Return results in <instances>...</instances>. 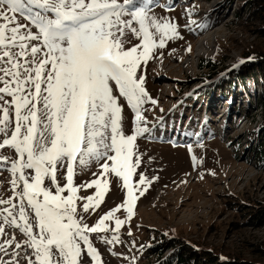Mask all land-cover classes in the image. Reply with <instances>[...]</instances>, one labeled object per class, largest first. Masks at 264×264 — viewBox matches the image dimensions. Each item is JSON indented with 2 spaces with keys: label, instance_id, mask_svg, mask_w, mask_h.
Segmentation results:
<instances>
[{
  "label": "snow or ice",
  "instance_id": "obj_1",
  "mask_svg": "<svg viewBox=\"0 0 264 264\" xmlns=\"http://www.w3.org/2000/svg\"><path fill=\"white\" fill-rule=\"evenodd\" d=\"M157 6L160 0H0V149L15 157L0 156L13 177L11 195L0 197V264H104L91 235L111 232L101 238L123 244L125 220L116 213L126 208L131 221L152 184L137 171V138L155 131L145 105L158 103L146 89V68L157 49L184 39L178 21ZM126 33L139 42L127 46ZM122 99L134 112L130 133ZM93 165L96 178L77 184L78 170ZM112 174L127 199L89 225L85 217L104 202Z\"/></svg>",
  "mask_w": 264,
  "mask_h": 264
},
{
  "label": "rangeland",
  "instance_id": "obj_2",
  "mask_svg": "<svg viewBox=\"0 0 264 264\" xmlns=\"http://www.w3.org/2000/svg\"><path fill=\"white\" fill-rule=\"evenodd\" d=\"M165 3L174 7L165 11ZM249 9L247 0H160L154 8L178 21L184 39L157 49L148 62L146 89L158 103L145 105V115L155 131L138 136L136 143L137 171L152 184L139 197L131 221L126 208L116 213L125 220L123 244L101 238L111 232L91 235L104 264H129L133 256L131 264H167L182 251L176 245L181 241L228 255L221 260L264 258V152L258 149L264 141V69L263 76L258 69L245 70L264 35L262 21H252ZM126 34L127 46L139 42ZM122 103L130 133L134 112ZM0 156L15 158L7 148ZM98 171L95 165L78 170L77 184L96 178L92 172ZM112 177L104 202L85 217L89 225L127 199L122 180L117 184ZM12 178L10 164H0V197L11 195ZM95 191L81 189L79 195ZM107 223L114 227V220Z\"/></svg>",
  "mask_w": 264,
  "mask_h": 264
},
{
  "label": "trees",
  "instance_id": "obj_3",
  "mask_svg": "<svg viewBox=\"0 0 264 264\" xmlns=\"http://www.w3.org/2000/svg\"><path fill=\"white\" fill-rule=\"evenodd\" d=\"M248 7L250 8V18L252 21L260 20L262 21L263 27L260 28L261 34L264 35V0H247ZM259 49L252 52L251 61L245 65V70L250 71V73H255L258 69V73L263 76L264 69V45H259ZM256 69V70H255ZM255 71V72H254ZM264 140V137H263ZM258 149L264 152V141L259 145ZM264 162V156H261ZM179 243V242H178ZM176 244L182 251L176 252L175 256L167 264H264V258L258 259L256 261L247 262L241 258H236L233 260H221L228 257V255H222L213 250H206L195 245H190L181 241V244Z\"/></svg>",
  "mask_w": 264,
  "mask_h": 264
},
{
  "label": "bare ground",
  "instance_id": "obj_4",
  "mask_svg": "<svg viewBox=\"0 0 264 264\" xmlns=\"http://www.w3.org/2000/svg\"><path fill=\"white\" fill-rule=\"evenodd\" d=\"M134 27H137L138 26V24L137 23H135L134 25H133ZM208 119H209V114H208ZM211 120V119H210Z\"/></svg>",
  "mask_w": 264,
  "mask_h": 264
}]
</instances>
